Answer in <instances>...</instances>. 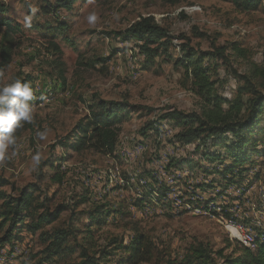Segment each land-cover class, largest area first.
I'll use <instances>...</instances> for the list:
<instances>
[{
    "label": "rangeland",
    "instance_id": "374dc122",
    "mask_svg": "<svg viewBox=\"0 0 264 264\" xmlns=\"http://www.w3.org/2000/svg\"><path fill=\"white\" fill-rule=\"evenodd\" d=\"M57 1L0 0L5 11L0 17L13 29L6 38L10 63L0 67V87L20 78L34 92L29 101L34 106L32 123L20 127L15 147L0 160V177L8 182L2 190L15 197L34 185L35 196L45 200L49 210L64 207L57 222L44 231L75 229V243L87 247L91 256L100 257L102 249L112 253L100 264H118L121 254L114 253L116 244L110 243L127 246L138 231L162 255L147 264L179 262L196 243L213 251L230 245L225 254L236 246L246 248L226 223L250 231L257 221L264 224V115L249 136L242 163H235L225 151L230 135L199 147L184 145L175 138L180 127L163 116L174 110L200 112V100L190 92L176 62L185 40L200 52L225 48L228 65L218 61L210 66L204 61V66L216 81L218 94L233 99L241 84L232 71L242 75L250 63L259 64L264 57L262 8L242 12L226 0H78L70 10L54 11ZM260 2L264 7V0ZM30 5L39 11L31 27H25ZM91 11L99 17L95 26L85 19ZM146 17L163 28L172 43L169 56H157L151 63L138 49L140 41L120 38ZM50 42L62 52L64 84ZM233 44L247 51V59L233 55ZM1 56L0 52V61ZM98 101L124 108L114 124L113 154L59 146ZM45 131L46 139L41 140L39 133ZM36 153L39 163L33 160ZM48 163L54 164L60 183L51 179L54 171L44 167ZM96 211L104 214L91 222L89 213ZM26 225L13 232L10 243L0 246V264L79 261L72 236L70 246L76 250L72 257L44 261L46 244L40 232L32 234ZM6 230L7 226L0 228V238Z\"/></svg>",
    "mask_w": 264,
    "mask_h": 264
},
{
    "label": "trees",
    "instance_id": "16d2710c",
    "mask_svg": "<svg viewBox=\"0 0 264 264\" xmlns=\"http://www.w3.org/2000/svg\"><path fill=\"white\" fill-rule=\"evenodd\" d=\"M76 1L78 0H58L54 11L58 9L70 10ZM226 1L242 12L262 8L261 11L264 13V7H261L260 0ZM4 12L3 7L0 6V13ZM2 28L4 31L3 42L0 46L2 55L0 67L4 68L10 63L11 54L10 47L6 45V38L9 31L13 29L9 20L0 17V30ZM120 38L123 42L130 39L140 41L138 49L149 63L157 56L163 54L169 56L168 52L172 45L167 32L150 17L141 18L129 26L120 34ZM49 45L53 54L57 56L55 66L59 68V80L64 84L63 65L60 61L62 52L56 43L50 42ZM231 50L235 57L247 59V51L239 48L238 45H231ZM180 51L182 56L176 62L184 70L190 92L200 100V112L186 114L174 110L164 115L163 118L175 121V124L180 127L175 138L184 145L197 143L199 147L210 141L221 142L227 135H230L232 140L230 145L225 147V151L235 163H242L244 161L242 155H245V148L250 143L249 136L264 115V57L259 64L250 63L242 75L237 74L235 70L232 71L241 85L237 88L233 99L227 101L218 94L217 83L211 78L207 67L204 66V61H208L210 66L218 61L223 65H228L230 58L226 55L225 48L217 47L211 52H200L191 48L188 41L185 40V43L180 46ZM17 79L21 82H28L26 79ZM224 105L226 108L223 107ZM88 109V115L74 127L72 135L65 138L66 142L59 143V146L64 149L69 148L74 152L92 148L102 155L113 154L117 140V129L114 124L119 120L120 112L124 108L98 101ZM21 123L23 125L25 122ZM19 129L15 131V136ZM47 166L54 171L51 179L60 183L61 176L56 173L54 164L44 165V167ZM7 185L8 182L0 177V219H2L0 228L7 226L6 232L0 238V246L10 243L13 232L21 226H25V222L28 220L26 229L32 234L40 232V237L46 244L44 261L72 257L76 250L70 246V239L72 236L75 243L78 231L75 229L44 231L45 227L57 222L65 208L58 206L54 210H49L44 205L45 200L39 201L35 196L37 189L34 185L20 190L15 197L7 195L2 190ZM84 202L85 200L80 204ZM89 214V219L92 222L97 220L96 216L101 218L104 213L96 211ZM115 244L112 251L121 254L118 264H147L158 261L162 256L157 245L141 231L136 232L129 245L120 244L118 247L116 241L110 243V245ZM263 244L256 251L236 246L229 254H225L230 245H227L225 249L213 251L209 246L196 243L186 249L181 261L168 260L166 262L168 264H264ZM75 246L79 252V261L76 264H100L101 260L112 256L111 252L104 249L100 251V257L91 256L87 247L85 248L79 243H75Z\"/></svg>",
    "mask_w": 264,
    "mask_h": 264
},
{
    "label": "clouds",
    "instance_id": "9594fccd",
    "mask_svg": "<svg viewBox=\"0 0 264 264\" xmlns=\"http://www.w3.org/2000/svg\"><path fill=\"white\" fill-rule=\"evenodd\" d=\"M38 11V7L30 5L29 13L24 16L25 27H31ZM85 19L89 25L95 26L99 17L95 11H91ZM33 99L31 85L19 79L0 87V160L6 158L9 147H15L17 139L14 133L23 126L21 122L32 123L34 106L28 102ZM39 136L41 140L46 139L47 131L39 133ZM40 158V153L33 156L37 163Z\"/></svg>",
    "mask_w": 264,
    "mask_h": 264
},
{
    "label": "bare ground",
    "instance_id": "6f19581e",
    "mask_svg": "<svg viewBox=\"0 0 264 264\" xmlns=\"http://www.w3.org/2000/svg\"><path fill=\"white\" fill-rule=\"evenodd\" d=\"M210 210H212V208H210ZM217 210H219V209H217ZM256 229H258V230H256ZM234 235H235V233H234ZM236 235H237L238 240L239 239L250 240V244H246L245 247L250 249V250H253V249L259 247L260 245H262L264 243V225H259L257 222V223H255V227L252 231L245 229L244 227H238V228H236ZM239 242L242 245L240 240H239Z\"/></svg>",
    "mask_w": 264,
    "mask_h": 264
},
{
    "label": "built area",
    "instance_id": "2783aa9c",
    "mask_svg": "<svg viewBox=\"0 0 264 264\" xmlns=\"http://www.w3.org/2000/svg\"><path fill=\"white\" fill-rule=\"evenodd\" d=\"M210 211H215V210H210ZM215 212L217 213L218 211H215ZM203 215H205V213ZM257 222L259 225H264L263 223H261L259 221H257ZM226 226L228 227L229 232L235 233V235H236V228H238V225H235L233 223H226ZM236 238H237V235H236ZM239 240L241 241L242 245H244V246H246V244H250V240H247V239H239Z\"/></svg>",
    "mask_w": 264,
    "mask_h": 264
}]
</instances>
